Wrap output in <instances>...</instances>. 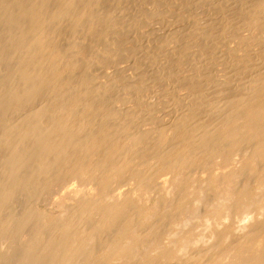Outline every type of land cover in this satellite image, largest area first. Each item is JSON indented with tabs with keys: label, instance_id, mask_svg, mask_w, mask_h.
Returning <instances> with one entry per match:
<instances>
[{
	"label": "bare ground",
	"instance_id": "6f19581e",
	"mask_svg": "<svg viewBox=\"0 0 264 264\" xmlns=\"http://www.w3.org/2000/svg\"><path fill=\"white\" fill-rule=\"evenodd\" d=\"M102 1L103 0H0V23L2 21L3 23L1 24H4L6 28L3 29L4 31L0 28V32H2L0 33V119H2L0 121V168L2 169L0 170V173H2L0 174V243L11 242L16 238L15 235L17 233L21 234L19 232L25 228V224L31 222L33 227H31L30 234L21 247L22 250H20L19 256L17 255L18 258H16L15 261L17 264H180V260L175 255L177 251L182 250L187 258L186 260L190 258L191 262L188 264H264V222L257 217L259 216L257 213H260L261 208H264V199L261 198L263 199L262 202L259 199L260 197L257 199L252 193V186L264 180V39L261 37L263 40H259L260 37H257L261 45H257V43L254 45V43H251V39L252 37L253 39L255 38V34H252V37L249 36L251 39L248 37L250 34H246L241 38H238L240 37L239 35L238 37L234 36L240 39V41L242 40L244 46L246 44L244 47L241 42L239 46H237L239 42L235 45L236 43L234 41L238 40H234V37L231 35L233 41H229L235 44L228 45L229 48H227L231 50V52L226 49L229 53H232L233 59H229L232 61H230L232 63L231 67L232 65L233 69L234 66L239 67V71H244L243 73L247 72L248 77L243 79L242 86L237 88L229 87V92H225L227 94L226 97L224 92H221L226 101L222 100V96H219L220 98L218 97L216 99L221 100L218 101L214 99L215 102H217V104L213 103V105L215 104L214 107L211 106L212 104H207V107L210 106V111L212 112L213 110L214 112L213 121H209L208 119L207 122H204L203 120H205V118L199 120L197 110L195 112L196 114H194L193 110L191 111L190 109L188 111L186 110L188 108L185 109L183 107L186 111L182 113L180 108L179 110L182 114L179 113V116L174 117L177 118L175 121L171 117L172 121L169 120L170 122L166 123V125L161 124L160 129H158L159 131L157 130L159 126H154L158 131V133H153L154 136L157 134V136L153 138L154 140L151 138L152 136L140 134L142 131L144 132L145 129H140L141 131L138 135L136 134L133 136V131L132 135L130 134L129 126L135 123L133 121L136 119H134V116L133 120L132 118H128L130 121L126 122H129V124L131 122V125L123 122L121 125L118 122V125H121V127L116 129L117 133L112 134L111 128L113 125L111 127V124H113V119L115 123L121 121L123 118L125 119V115L128 114L127 111L130 110L129 106L125 107L124 109L127 113H124L125 115L122 114L121 111H124V109L121 110V105H125L124 101L122 102L123 104H118L116 100L110 99L111 96H109L110 98L106 96V94H109L113 90L110 85L117 81L116 78L109 74L110 77L113 76L116 80H114L115 82L113 81L114 83L111 82L112 84L100 80L92 82V77H88L90 74L82 75L86 70L81 67L84 70L81 73V77L85 76L91 79H89V81L85 78H79L80 81H76L75 78L78 74L74 72L78 64L73 61L76 59H73V57H75L74 54L76 55L75 49L77 50L78 47H75L77 45L73 46V42L71 45L68 43V45L71 46H69V52H66L67 49H64L68 46L67 43H65L66 46L63 45L64 43L62 44L64 47L61 45V49L65 50V52L63 50L62 52L59 48L60 46H58V36H62L61 34L64 31L69 30V33H71V31L77 32L79 28V31L86 32L87 34L88 32L90 34L95 32V25H97V21L95 20L98 16L96 15L95 19L94 14L97 12L99 13V11L93 14L92 9L97 8L99 3L103 5ZM113 1L112 3H114ZM117 1L121 2V0ZM247 1V5L249 4L248 7L245 3L241 4L245 6V8H241L239 3H235L236 1H231V3L227 2L228 4L224 3V5L227 4L226 6H228L230 10L233 8L239 11L240 9L239 12L241 15L245 13L249 20L248 23L246 22L244 25H249V27H254V29L257 27L258 31L256 32L259 34L258 26L260 23L262 24L264 22V0ZM106 2L108 3L110 0ZM187 4L191 7L196 5L208 7L207 4L209 3L207 0H187ZM217 4L218 3H216V5ZM110 5L111 8H113L111 2ZM114 5L117 4L115 3ZM219 5V7L224 6L222 4ZM226 6V13H228V16L231 18L233 13L229 15L230 10H228ZM104 7L100 6V9ZM109 7L107 6V8ZM209 7L205 12L203 11L205 8L201 10L206 13V11H209ZM113 9H115V6ZM102 11L105 12V10H101L100 12ZM238 11L234 13H238ZM179 12L177 11L176 13L178 14ZM200 12L201 11H199V13ZM156 13L157 12H153V15L150 17L152 21L154 22L155 20L157 24V18L159 16ZM237 13L236 15H238ZM100 14L101 13L98 15ZM214 14L216 15V13ZM168 15L170 14L168 13ZM178 15V19L175 18L176 20L173 21H177L180 25L184 24L183 26L187 27L185 24H189L191 14L186 16L185 19L182 16V12ZM178 15L175 14V16ZM114 16L115 15H112L113 19L115 18ZM214 16H212V18ZM219 16L221 15L218 14L217 17L215 16L216 20H212L213 22H211V18L207 19L208 22H206L211 23L206 27L209 29H217L216 26L222 21L221 19V21H217ZM102 17H106V14ZM102 17L99 19L101 20ZM172 17L174 18L173 15ZM230 18L229 21H231ZM234 18L237 20L236 16ZM99 19L97 20L100 24L102 21H99ZM196 19L199 20L198 17ZM224 19L225 18H223V20ZM238 20V23L236 22L237 24H239L240 21ZM173 21L172 23H175ZM86 22L88 23L86 24ZM106 22L108 23V21ZM116 22H113V25H115ZM167 22L169 23V20ZM228 22L224 25L222 21L224 26H229ZM155 23L149 22V25H147L149 31L144 30L146 33L148 32V35L155 29L158 30V28L154 27ZM207 23H205V25ZM134 24L136 26L138 23ZM200 24L202 26L189 24L191 28L190 26L187 27L191 29V32L188 36L189 39H186L187 41L185 40L186 42L182 44L185 49L179 45L182 47V54L180 56H185L187 53L189 55L190 52L187 51L188 48L199 46L198 44L203 35V31L200 30V27L204 26V24ZM241 24H243V21ZM241 24L239 25L241 26ZM108 26L111 28L110 25H106L107 29H109ZM170 26H172V24ZM106 27L103 28L105 29ZM179 27L181 28V26ZM231 27L232 29L234 28L233 25ZM98 28L99 30L103 29H100L99 26L97 29ZM228 28L225 30L226 32ZM174 29H176V27ZM174 29L172 31H174ZM204 29L206 28L204 27ZM99 30H97V32H99ZM246 30L242 32H246ZM106 31L107 30L104 31V34ZM110 31L111 30H109L108 33ZM172 31H169V33ZM260 31L264 32V30ZM166 32L167 31L164 33ZM218 32L217 36L221 34H218ZM220 32H222L221 29ZM110 33L109 35L106 34L110 36L112 34ZM232 33L234 34V31ZM68 34L66 33L67 36ZM81 34L83 33L81 32ZM90 34L88 35L89 37ZM153 34H155V31L152 33V36ZM97 35L95 33L94 36ZM173 35L169 36L172 38ZM176 35H180V33ZM215 35L216 34H214V36ZM84 36L82 37L81 35L80 37L84 39ZM88 36L86 37L88 38ZM169 36L167 35V37ZM68 37H70V35ZM222 37L223 36H221L220 39H222ZM81 38L79 39L81 40ZM99 38L101 37H98V40ZM225 40L226 42L228 41L227 38ZM89 41L94 43L92 38H90ZM168 41L169 40H167V42ZM167 42L165 46L168 48V55H165L169 56L170 53L172 54L175 52L177 46L174 45L175 47H173L171 41H169L170 43ZM219 42L220 40L213 43ZM102 43L103 42H101V44ZM205 43H207V41ZM101 44H99L100 47ZM163 45L161 44V46ZM204 46L210 47V45ZM241 46L244 47V53L237 54L239 51L237 47ZM200 47L202 48V46ZM208 47L205 50H208ZM216 47L218 46L216 45ZM211 48H214V46ZM218 48L220 50V46ZM199 49H197V51ZM80 50L82 52V48ZM92 50L94 52V49ZM100 51L103 52V50ZM97 52L98 51H96V54L95 52L93 53L95 57L100 55V52L98 55ZM164 52L166 53V51ZM246 52L248 54H246ZM79 53L80 52H78V54ZM109 53L108 55H111ZM104 54L106 55L107 53ZM197 54L195 53V55ZM190 56L192 55L190 54L185 58L189 57L188 59L191 60ZM219 57L221 58V56ZM95 59L98 61V58H94V60ZM100 59L101 58H99V60ZM167 59L166 57V60ZM184 59L183 61L180 59V62L184 63ZM211 59L213 61V58ZM211 59L208 61L210 63H208L209 65H211ZM77 60L79 59H76V61ZM83 60L85 61L84 57ZM88 60L90 61L91 59L88 58L87 61ZM215 60L217 65V59ZM187 61L185 66H187ZM206 61L207 60H205V62ZM101 63L102 62H100V64ZM200 63L202 66L203 63ZM197 65L195 64L194 66L196 67ZM85 66L90 68L86 64ZM188 66L190 67V65ZM201 66H199L200 69L198 70L202 71L205 69L207 72H210L208 70L215 69L212 67L213 65H211V69H208L207 66V69L205 66L204 69H201ZM125 68H127V66ZM195 69L197 68L192 67V71ZM233 69L229 68L228 74H225L231 77L233 74L229 71ZM235 71L239 73V71L237 72V68H235ZM211 72L210 74H212ZM78 73L80 75L79 71ZM113 73L114 71L112 74ZM140 73H142V71ZM236 73L234 74L237 76ZM116 74L115 72V75ZM200 74L201 73H199V75ZM203 74L206 75V71ZM129 75L131 76V74ZM181 75L182 74H180V76ZM216 75L217 74H215V77ZM211 76L210 80L214 82V75ZM188 78L190 79L189 76ZM107 79H109V77ZM194 80L199 81L198 78H194ZM178 81L177 83H180ZM215 81L218 82V80ZM181 83L184 82L182 81ZM201 83L202 80L200 83L197 82V84ZM215 83H213V86ZM192 84H194V81ZM217 84H219V82ZM225 84L226 83L222 85ZM211 85L212 84H210L209 87ZM193 87L197 90L195 86ZM221 87L220 85V88ZM223 88L227 89L224 86ZM200 90L202 92V89ZM204 90V94L202 93L203 95H201V92H196L205 99V92L208 91L204 92ZM211 90H213V88ZM214 90L213 93L209 92L213 94V97H215V95L217 97L219 93L216 94V92H218L219 89L215 92V95ZM163 92L162 90L161 94L165 95ZM221 93L220 95H222ZM112 96L114 98V95ZM126 96L127 95H125V97ZM198 97L199 96L196 98ZM203 98L202 100L200 99L202 102L204 101ZM191 100L193 99H190V102H192L190 104L193 106L199 103H197V99L194 104V100ZM125 101L129 102L130 100ZM201 101L200 103L202 104ZM220 101H223V103ZM164 103L165 102H163V104ZM200 103L199 106L197 105L198 107H200ZM163 104L162 106L164 107ZM174 104L178 105L179 103ZM175 106L173 110L176 112ZM202 106H205V104ZM176 107L178 110V106ZM195 108L196 107H193V109ZM165 109L164 112H167ZM166 110H169V108ZM132 111H129L131 112L129 114L133 115L134 112L132 113ZM169 111H172V109ZM206 111L209 113V108H206ZM202 112L203 111L200 110L201 115ZM207 112H205V114H208ZM15 114H17L16 118L14 117ZM121 114L123 116H121ZM135 114L137 113L135 112ZM176 114L178 115V112H176ZM127 117L128 115L126 118ZM147 117L145 116L146 119H148ZM110 120H112L111 124H109ZM149 120L148 122L151 121ZM201 120L203 122H201ZM141 121L139 122L142 124ZM153 121L156 123L155 118L152 120V123ZM160 121L162 122V120H159V123ZM12 123H15V125L13 126ZM135 125L137 127L141 126L140 124L139 126L138 124ZM115 126L117 127V124ZM134 129L133 127V130ZM137 129L139 132V128ZM152 130H155V128ZM145 131L148 133L150 132L148 130ZM143 136H147L146 141L142 140ZM149 151H151L150 155L147 156ZM137 152L140 154L139 158L134 154ZM194 166L201 168L207 166L212 168L213 171L209 177L206 176L207 180L204 177L206 180L203 181L204 183L206 182L205 185L198 180L201 184L195 185L193 193H198L199 190L201 191L203 188H205L203 190H207L205 192H210V190L213 192L212 190L216 189V193L214 192L215 194L213 196L210 195L212 197L210 200L206 201L205 198L206 202H204L203 205L200 204L203 200L200 203L197 201L200 207L204 206L202 210H205L202 215L204 219H201V217L197 218H200L203 220V223L205 222L207 224V232H209L213 238L215 237V242L208 245L206 248H202L200 251L198 250L196 253H189L185 250L188 248L192 239V230H190V228L184 230L186 228L185 224L187 218L189 217V215L185 217V212H190L187 214L193 212L194 214L196 213V215L199 212H195L198 208L195 206L192 207L189 204L188 196L191 193L187 195L185 192L188 186L192 187L194 184L191 183V181L194 182L193 178L190 181L191 178L188 179L186 177V170L191 169V167L194 169ZM228 166L230 167L227 168ZM198 169L199 168H197V170ZM248 173H250V175L251 173L254 174V177H249L250 175ZM166 174H170V176L164 178ZM247 174L248 177L245 176ZM75 177L76 179L80 177L79 182L80 179L81 181L82 179H87L88 181L86 182H89L90 185L86 188L84 193L81 195L79 194L80 196L73 195L74 197H71V204H68V206L65 204L68 208L64 207V211L62 210L60 214L35 211V205L33 204L34 207H32L30 205L31 203L27 204L28 208L26 205L27 209L17 214H4L2 212L4 206L12 201L19 192V195H21V191L29 190L28 193L24 192L26 194L31 193L30 195L32 199L35 198V201L45 194H48V196L50 195L53 199V195H56L60 188L63 189L62 186L65 185V183L67 186L66 190H68V188L71 187L67 185L68 180L71 178L72 181ZM126 178L131 180V182L129 179L126 180L127 183L129 181L128 185L125 181ZM238 178H241L242 181H237ZM122 180L125 181L126 186L121 188L120 185L124 183ZM167 182L168 185H165ZM217 188L219 190H217ZM79 190L81 192V189ZM190 191L192 192L191 189ZM65 192L70 191L68 190ZM155 192L156 195L153 196ZM44 197L46 198V195ZM195 197L196 196L192 198ZM66 198L67 197H65V199ZM200 198L194 200L200 201ZM47 199H44V202L46 201L45 204H47L48 201H52V199L51 201ZM28 201L29 200H27V203L32 201V203H34V200ZM48 205H50V203ZM195 208L197 210H195ZM251 208L254 210L256 209L255 212L257 213L254 214L255 212L253 211L252 216L247 214L249 218L245 213L251 212ZM193 213L192 215L194 216ZM242 214H245V216ZM59 216H62V218H58ZM225 216H227V218L232 217L233 219L226 220V218H224ZM151 218H153V221H149ZM223 218L228 221V223H225ZM179 219L181 220L179 221ZM229 222L236 223L233 231L228 228L227 224H229ZM28 225L26 226L28 227ZM164 226L172 228L170 230L167 228L168 231L166 229L162 231ZM217 227H219V229H217ZM230 234L235 235L230 237ZM211 235L209 237H211ZM225 241H228V243L224 244ZM4 257L5 256L0 254V261L3 260ZM173 260L174 262L171 263L170 261ZM4 261H6V257Z\"/></svg>",
	"mask_w": 264,
	"mask_h": 264
},
{
	"label": "rangeland",
	"instance_id": "374dc122",
	"mask_svg": "<svg viewBox=\"0 0 264 264\" xmlns=\"http://www.w3.org/2000/svg\"><path fill=\"white\" fill-rule=\"evenodd\" d=\"M106 1H108V0H103L102 2H103V5L105 6H103L102 5V3H99L97 6H95V7H97L98 8V10H97V8H93L92 10V12H93V14L94 13H96L97 11H99V13H101L100 15H98L99 13L97 12L96 14H94V18L96 19V15L98 16V18L97 19H99L100 17H102V16H104V14H106V17H102V19L104 18V19H106V20H100L99 19V21H102V23L100 22V24H99V22H98V20L96 19H94L95 21H97V25H95V28L97 29V27L99 26L100 27V29L101 28H103V27H106V25H110L111 26V28H114V29H111L109 26H108V28L109 29H107V27L104 29H102V30H99V28L97 29V30H99V32H97V30L95 29V32H94V30H93V32L94 33H92V34H90L89 32H88V34L86 33V32H83V31H79V28H78V30H77V32L76 31H71V33H69V30H67V31H64L61 35L62 36H58L59 37V39H58V42H59V45L58 46H60L59 48H60V50L62 51L63 49H61L62 47H64V46H66L65 45V43H67V45H68V43L71 45V43L73 42V46H76L75 48H77V50H78V52H80L79 54H78V52H77V50L75 49V53H76V55L74 54V56L75 57H73V59H79V60H77L76 61V59L75 60H73V61H75L77 64H78V69L77 68H75L76 69V71L74 72L75 74L77 73L78 74V79H77V77L75 78V80L77 81V80H79L80 81V79L81 78H85V79H88V78H86L85 76L83 77H81V73H82V71H84V70H86L84 73H82V75H86V74H90L88 77H92V79H93V81L92 82H95V81H106V82H112V83H114L116 80V82L114 83V84H112V85H110L112 88H113V90L109 93V94H106V96L108 97V98H110L109 96H111V100L113 99L114 101L116 100L117 102H118V104H123L122 102L124 101V104L126 105H121V110H123L125 107H130V110H128L127 112H128V114H126L127 112H125L126 110L124 109V111H121L122 112V114H124L125 115V119L123 118V117H121V118H123L124 119V121H123V119H121V121H117V123H115L114 122V119H113V124H111L112 123V120H110V122H109V124H111V127H112V125H113V127L111 128V130H112V134L113 133H117V131H116V129L118 128H120L121 127V125L123 124V123H126L127 121H130L129 119H131L132 118V120H133V116H134V119L136 118L137 119V121H136V119L135 120H133L135 123H133V125H131L132 123L130 122V124H129V122L128 123H126V124H128V125H131V126H133L135 129V131L133 130V127H131V126H129V129H130V134L132 135V131H133V136L134 135H138L139 133H140V131L141 130H148V131H150L149 133L147 132V131H145L144 130V132L142 133H140V134H142V135H149L152 139L153 138H155L156 136H157V134H156V136H154V134L155 133H158V129H160V125L161 124H163V125H166V123H169L170 121H172V119L175 121L177 118H174V117H177V116H179L180 114L179 113H181V111H182V113L183 112H185L186 110H190L191 109V111L193 110L194 111V114H196L195 112H196V110L198 111V113H197V116H198V118H199V120L202 118V120L205 118V120H203L204 122L206 121L207 122V120L209 119V121H213L214 120V112H213V110H212V112L210 111V106L209 107H207V104H212L211 106H213L214 107V105L215 104H217V102H215V100H221V99H216V98H218L219 96H222V100H224V98L226 97V93L225 92H229V87H240V86H242V83H243V79H245V77H248L247 75H248V73L247 72H245V73H243L244 71H239L240 69H238L239 67H237V66H234V69H233V65H232V67H231V60L233 59V57H232V53H229V52H231V50H228V48H229V46L231 45V44H235V45H237V43H238V45L237 46H239V44H240V42H241V44L243 45V41L241 40L240 41V39H238V38H241L242 36H244V35H248V34H250V35H248V37L249 36H253L254 34L256 35L257 34V32L256 31H258L257 30V27H255V29H254V27H249V25H244V24H246V22L248 23V20H249V18H248V16L245 14V13H242L243 15H241L240 14V9H239V11L236 9V10H234L233 8L230 10V9H228L229 7L228 6H226L229 2L231 3V1L233 2V1H236L235 3H239V5H240V7L241 8H245V6H243V5H241V4H244L245 3V5H247V3H248V1L247 0H210V1H208L207 0V2L209 3V4H211V5H209V4H207L208 5V7H209V11H206V13H204L205 12V10H208L207 8L208 7H204V6H198V5H196V6H188V4H187V0H121V2H118L117 0H115V1H113V0H110V2H111V4H112V6H113V8H114V6H115V9H113V8H111V5H110V2H106ZM112 1L114 2V3H112ZM220 2V3H219ZM228 2V3H227ZM108 5H107V4ZM117 4V5H114V4ZM216 3H218L217 5H216ZM224 3H227L226 5H224ZM219 4H222V5H224V6H221V7H219L220 5ZM109 5H110V7H109ZM215 5V6H214ZM100 6L101 7H104V8H101L100 9ZM107 6L109 7V8H107ZM225 6L227 7V9L228 10H230L229 12V15H231V13H233V15H232V17L234 16H236V19L238 20H240L241 21V19H242V21H243V24H241L242 23V21L240 22L239 20V24H241V26L239 25V24H237L238 22H237V20H235V18L233 17H229L228 16V13H226V8H225ZM249 6V4L247 5V7ZM117 7V8H116ZM200 7V8H199ZM222 7H224V8H222ZM176 8H177V10H176ZM202 8H205L203 11L201 10ZM96 9V10H95ZM200 9V10H199ZM224 9V10H223ZM94 10H95V12H94ZM101 10H105V12L104 11H102V12H100ZM181 10V11H180ZM107 11V12H106ZM109 11V12H108ZM179 12V13H181L182 12V16H183V18L185 19V17L186 16H189L190 14L193 16V18H192V16L190 15V18H189V24L191 25V24H193L194 26H199V25H201L200 23H202V24H204V26L203 27H200V30L201 31H203V35H202V38H201V40H200V42H202V43H200L199 42V46L198 47H194V48H192V47H190V48H188L187 49V51L188 52H190L189 53V55L191 54L192 56H190L191 58V60H189L188 58L189 57H187V58H185L186 56H189L188 55V53L185 55V56H180L181 54H182V47H183V45L182 44H184L189 38H188V36H189V34H190V32H191V26L189 25V24H185V25H187V27H189L190 26V28H187V27H184L183 25L184 24H182V25H180V23L178 24L177 23V21L175 22V21H173V20H176L175 18H177L178 19V17H179V13L177 14L176 12ZM199 11H201L202 12V14H201V12L199 13ZM235 11H238V15H240V16H238V15H236V13H234ZM104 12V13H103ZM153 12H157L156 14H158V16L160 17V19H159V17L157 18V24L155 23V20H154V22L152 21V19H151V15H153ZM223 12V13H222ZM109 13V14H108ZM113 13V14H112ZM168 13L171 15H168ZM205 15H204V14ZM214 13H216V15L214 14ZM222 13V14H221ZM225 13V14H224ZM175 14L176 15H178V16H175ZM209 14V15H208ZM212 14H214L216 17H217V15L219 14V15H221V16H223V17H221V16H219L218 18H217V21L218 20H222L223 22H224V25L225 24H227V22L229 21V18H230V20L231 21H229L228 22V25L229 26H224L223 25V23H222V21L220 22V23H218V25L216 26L217 27V29H209V28H207L206 26H208L211 22H213L212 20H216V17L214 16V15H212ZM245 14V15H244ZM108 15V16H107ZM112 15H115L114 17V19H113V17H112ZM161 15V16H160ZM172 15L174 16V18L172 17ZM202 17H201V16ZM210 15H211V17H210ZM100 16V17H99ZM110 16V17H109ZM117 16V17H116ZM166 16V17H165ZM168 16H170V17H168ZM206 16V17H205ZM212 16H214L213 18H212ZM247 16V17H246ZM108 17V18H107ZM198 17L199 18V20H197L196 18ZM201 17V18H200ZM205 17V18H204ZM229 17V18H228ZM240 17V18H239ZM169 18V19H168ZM173 18V19H172ZM209 18H211L210 20H211V22L210 23H207L208 22V20L207 19H209ZM223 18H225L224 20H223ZM110 19V20H109ZM112 19V20H111ZM159 19V20H158ZM166 19H168L169 20V23L167 22L168 20H166ZM194 19H195V21H194ZM201 19V20H200ZM206 19V20H205ZM226 19H228V20H226ZM106 21H108V23L106 22ZM109 21H112V22H109ZM117 21V22H116ZM164 21V22H163ZM172 21L173 22H175V23H172ZM193 21V22H192ZM207 21V22H206ZM104 22H106V23H104ZM113 22H116V24L115 25H113L114 23ZM149 22L151 23H155L154 24V27L155 28H158V30H154L155 31V34H153V36H152V33H154V31H152V32H150L149 33V35L146 33V31H149L148 30V26L147 25H149ZM160 22V23H159ZM168 24H167V23ZM170 22H171V24H172V26H170L171 24H170ZM219 22V21H218ZM232 22V23H231ZM235 22V23H234ZM237 22V23H236ZM1 23H3L2 21H1ZM0 23V25H2ZM88 22H86V24H87ZM111 23V24H110ZM134 23H138L136 26H135V24ZM179 25V26H181V28L177 25V24ZM195 23V24H194ZM205 23H207L206 25H205ZM230 23V24H229ZM264 23V22H263ZM262 23V24H263ZM159 24V25H158ZM165 24V25H164ZM170 24V25H169ZM261 23L259 24V26H258V29H259V34H257L256 36L254 35V39H253V37H252V42L251 43H254V45L257 43V45L259 44V45H261V42L259 41V40H263L264 39V32H261L260 30H264V24L262 25ZM104 25V26H103ZM163 25H164V27H163ZM193 25H192V27H193ZM234 26V28L232 29V27L231 26ZM245 27H244V26ZM261 25V26H260ZM103 26V27H102ZM113 26V27H112ZM161 26V27H160ZM177 26H178V28H177ZM183 26V27H182ZM202 26V25H201ZM220 26V27H219ZM223 26V27H222ZM239 26H240V28H239ZM145 27H146V29H145ZM163 27V28H162ZM167 27H172L173 29L176 27V29H174V31H172L173 29L171 28H167ZM204 27L206 28V29H209V30H206V29H204ZM222 27V28H221ZM228 28V30H227V32L225 31L227 28ZM231 27V28H230ZM0 28L2 29V31H4L3 29H6L5 28V25L3 24L2 26H0ZM160 28V29H159ZM166 30H165V29ZM184 28V29H183ZM221 29V31L222 32H220V29ZM263 28V29H262ZM1 29H0V31H1ZM116 29V30H115ZM178 29V30H177ZM223 29V30H222ZM236 29V30H235ZM237 29H238V31H237ZM241 29H243V30H246V32L244 31V32H242L243 30H241ZM249 29V30H248ZM105 30H107L106 32H105V34L107 33L108 35H109V33L111 34L110 36H108L107 34L105 35L104 34V31ZM109 30H111L109 33H108V31ZM144 30H146V31H144ZM167 31L166 33H164L165 31ZM205 30V31H204ZM157 31V32H156ZM164 31V32H163ZM169 31H172L173 32V34H174V32L176 31V32H178V33H176L175 32V34L173 35L172 34V32L171 33H169ZM183 31V32H182ZM219 31V32H218ZM234 31V34L232 33ZM240 31V32H239ZM251 31V32H250ZM253 31V32H252ZM81 32L84 34V33H86V34H81ZM92 32V31H91ZM102 34H101V33ZM162 32V33H161ZM182 32V33H181ZM211 32V33H210ZM217 32H218V34L219 33H221V34H219L218 36H217ZM225 32V33H224ZM228 32H230V33H228ZM237 32V33H236ZM242 32V33H241ZM254 32H256V33H254ZM0 33H2V32H0ZM66 33L68 34V36L70 35V37H68L67 35H66ZM76 33V34H75ZM78 33V34H77ZM95 33H96V35H97V33H98V35L97 36H94L95 35ZM146 33V34H145ZM156 33H158V34H156ZM180 33V35H176V34H179ZM226 33H228V34H226ZM237 35H236V34ZM64 34H65V37H64ZM75 34V35H74ZM90 34V37L88 36ZM104 34V35H103ZM151 34V35H150ZM163 34V35H162ZM214 34H216L215 36H216V38H215V36H214ZM253 34V35H252ZM71 35H73V36H71ZM82 35V37L84 36L85 38H86V40H88V41H86L85 40V38L84 39H82L80 36ZM92 35V36H91ZM156 35H158V36H156ZM161 35V36H160ZM167 35L169 36H171V35H173L172 36V38L169 36V37H167ZM175 35H176V37H175ZM225 35V36H224ZM228 35V36H227ZM231 35L234 37V36H237L238 37V35L240 36V37H234V40H238V41H234V42H232L233 41V37H231ZM258 35H260V36H258ZM67 36V37H66ZM86 36H88V38L86 37ZM107 36V37H106ZM166 36V37H165ZM179 36V37H178ZM184 36V37H183ZM206 36V37H205ZM221 36H223L222 37V39H220L221 38ZM61 37V38H60ZM98 37H101V38H99V40H98ZM152 37H153V39H152ZM225 37V38H224ZM230 39H229V38ZM257 37L259 38V40L257 39ZM263 39H262V38ZM68 38V39H67ZM76 38H78V39H76ZM79 38H81V40L79 39ZM90 38H92L93 39V42L94 43H92V41H89V39ZM102 38H103V40H102ZM107 38V39H106ZM149 40H148V39ZM171 38V39H170ZM206 40H205V39ZM227 38V42H226V39ZM187 39V40H186ZM255 39H256V41H255ZM80 40V41H79ZM84 42H86V43H84ZM100 40H101V42H103L102 44H101V42H100ZM167 40H169V41H171V43L173 44V47H175V46H177L176 47V50H175V52L174 53H170L169 54V56H167L168 54V51H167V49L168 48H166V46H165V44H166V42H167ZM186 40V41H185ZM215 40V41H214ZM218 40H220V42L219 43H213V42H218ZM225 40V41H224ZM229 40H232V41H229ZM96 41V42H95ZM105 41V42H104ZM168 41V42H169ZM173 41V42H172ZM180 41V42H179ZM204 41V42H203ZM207 41V43H205ZM77 43V44H75V43ZM98 42V43H97ZM167 42V43H168ZM232 42V43H231ZM64 43V44H63ZM92 43V44H91ZM170 43V42H169ZM222 43V44H221ZM230 43V44H229ZM64 46H63V45ZM75 44V45H74ZM92 45V46H90V45ZM95 44V45H94ZM97 44V45H96ZM99 44H101V47H100V45ZM143 44H144V46H143ZM161 44L163 45V46H161ZM202 44H204V45H210V47H208V50H205L207 47L206 46H204V45H202ZM215 44V45H214ZM244 44H245V42H244ZM61 45H62V47H61ZM70 45H68V46H66V48H64L65 50H66V52H69L70 50H69V48L71 47ZM99 45V46H98ZM142 45V46H141ZM147 45V46H146ZM175 45V46H174ZM182 46V47H180V46ZM214 46V48H211V47H213ZM216 45L219 47L220 46V50H219V48L218 47H216ZM229 45V46H228ZM254 45H253V47H254ZM70 46V47H69ZM95 46V47H94ZM170 46H172V45H170ZM170 46H167V47H170ZM200 46H202V48L200 47ZM222 46V47H221ZM244 46V45H243ZM245 46H246V44H245ZM244 46V47H245ZM93 47V48H92ZM98 47H99V50H98ZM102 47H103V49H102ZM161 47H162V49H161ZM164 47V48H163ZM204 47V48H203ZM228 47V48H227ZM244 47H237L238 49H239V51L237 52V54H243L244 52H243V48ZM257 47H260V46H257ZM82 48V52H81V49ZM145 48V49H144ZM184 48V47H183ZM199 48H201V49H199ZM222 48V49H221ZM72 49V48H71ZM92 49H94V52H95V54H96V51H98L97 52V55H98V53L101 55H99L98 57L96 56L95 57V54H93L94 52H93V50ZM95 49H96V51H95ZM144 49V50H143ZM160 49H161V51H160ZM185 49V48H184ZM197 49H199L198 51H197ZM202 49H203V51H202ZM229 51H227V50ZM65 50H63L64 52H65ZM100 50H103V52L102 51H100ZM106 50V51H105ZM166 51V53L164 52V51ZM196 50V51H195ZM223 50H226V51H223ZM62 51V52H63ZM74 51V50H73ZM108 51V52H107ZM212 51V52H211ZM102 52V53H101ZM110 52V53H109ZM192 52V53H191ZM201 52V53H200ZM226 52V53H225ZM82 53V54H81ZM84 53V54H83ZM104 53H107L106 55L104 54ZM108 53L109 54H111V55H108ZM157 53H159V54H157ZM162 53H163V55H162ZM194 53V54H193ZM195 53L197 54V53H199V54H197V55H195ZM203 53V54H202ZM79 56H78V55ZM104 54V55H103ZM165 54H167V55H165ZM202 54V55H201ZM210 56H208V55ZM246 54H248L247 52H246ZM85 55V56H84ZM109 57H108V56ZM156 55H157V57H156ZM160 55V56H159ZM203 55H204V57H203ZM221 56V58L219 57V56ZM231 55V56H230ZM77 56V57H76ZM94 56V57H93ZM107 56V57H106ZM171 56V57H170ZM195 56V57H194ZM208 56V57H207ZM79 57V58H78ZM83 57H84V59H85V61L83 60ZM103 57V58H102ZM166 57L168 58L167 60H166ZM197 57H199V58H197ZM207 59H206V58ZM225 57V58H224ZM82 60H81V59ZM89 58V59H91L90 61L88 60L87 61V59ZM94 58H98V61H97V59H95L94 60ZM99 58H101L100 60H99ZM185 58V59H184ZM195 58H197V59H195ZM211 59V58H213V61H212V59L210 60V62H211V65H213L212 67H214L215 69H211L212 67H211V65H209L210 63L208 62L209 61V59ZM217 59V65H216V60L215 59ZM180 59H182V61H183V59H184V63L183 62H180L181 60ZM195 61H194V60ZM202 59H204V60H202ZM219 59V60H218ZM229 59H231V60H229ZM105 60V61H104ZM166 60V61H165ZM188 60V61H187ZM197 60V61H196ZM202 60V61H201ZM205 60H207L206 62H205ZM222 60V61H221ZM229 60V61H228ZM104 61V62H103ZM186 61L189 63H187L186 65L187 66H185V63H186ZM202 62L203 63V65L201 66L200 64V62ZM204 61V62H203ZM218 61H221V62H218ZM225 61V62H224ZM231 61V62H230ZM97 62V63H96ZM99 62V63H98ZM100 62H102L101 64H100ZM199 62V63H198ZM229 62V63H228ZM166 63V64H165ZM168 63V64H167ZM181 63H182V66H181ZM191 63H192V65H191ZM206 63H207V65H206ZM209 63V64H208ZM213 63V64H212ZM214 63H215V65H214ZM220 63V64H219ZM228 63V64H227ZM83 64H84V66H83ZM85 64L87 65V66H89L90 68H88V67H86L85 66ZM199 65V66H201V69H204V66L206 67H208V69H211V70H208V71H212L211 73L212 74H210V72H207V70H198V69H200V67L197 65L196 67L194 66V65ZM205 64V65H204ZM230 64V65H229ZM117 65V66H116ZM122 66V67H119V66ZM129 65V66H128ZM188 65H190V67H191V69H190V67L188 66ZM230 67H229V66ZM127 66V68H125V67ZM130 66H131V68H130ZM84 69H82V68ZM86 67V68H85ZM120 69H119V68ZM124 67V68H123ZM138 69H137V68ZM192 67L193 68H197V69H195L194 71H192ZM199 67V68H198ZM207 67H206V69H207ZM211 67V68H210ZM227 67V68H226ZM231 69H233L232 71H229V72H232V74L234 75H232L231 77H228V75H226L225 73H227L228 74V69L229 68ZM122 68V69H121ZM128 68H130V69H128ZM140 68V69H139ZM190 70H189V69ZM235 68H237V72L239 71V73H236V71H235ZM79 69H81V70H79ZM106 69V70H105ZM108 69V70H107ZM117 69V70H116ZM120 71H119V70ZM126 69V70H125ZM136 69H137V73H136ZM89 70V71H88ZM142 71V73H140L141 71ZM200 71V72H198V71ZM213 70H214V72H213ZM216 70V71H215ZM247 70V69H246ZM78 71L80 72V75H79V73H78ZM110 71V72H109ZM114 71V73L112 74V72ZM125 71V72H124ZM138 71H140V72H138ZM197 71V72H196ZM206 71V75L205 74H203L204 72ZM108 74H107V73ZM115 72L117 73L116 75H115ZM122 72V73H121ZM128 72H129V74H131V76L128 74ZM184 74H183V73ZM243 73L242 75H240L241 73ZM248 72H250V71H248ZM170 73V74H169ZM199 73H201L200 75H201V77H200V75H199ZM214 73V74H213ZM234 73H236L237 74V76L234 74ZM105 74H107V75H105ZM109 74H110V76L111 75H113L115 78H116V80L114 79V77L112 76V77H110L109 76ZM138 74V75H137ZM169 74V75H168ZM172 74V75H171ZM180 74H182L181 76H180ZM186 74V75H185ZM189 74H191V75H189ZM215 74H217V75H219V76H217L216 75V77H215ZM135 75V76H134ZM190 77V79L188 78V76ZM198 75V76H197ZM208 75H210V76H208ZM211 75H214L213 76V79H215V80H218V82H219V84H217L218 82L217 81H215L214 80V82H212L213 80H210L211 78L210 77H212ZM224 75H226V76H224ZM240 75V76H239ZM80 76V77H79ZM195 76V77H194ZM209 78H208V77ZM109 77V79H107ZM132 77V78H131ZM177 77H178V79H177ZM179 77H181V78H179ZM192 77V78H191ZM206 77V78H205ZM215 77V78H214ZM228 77V78H227ZM80 78V79H79ZM113 78V79H112ZM131 78V79H130ZM186 78H188V79H186ZM194 78L195 79H199V81L198 80H194ZM230 78V79H229ZM89 79H91V78H89ZM88 79V80H89ZM107 79V80H106ZM112 79V80H111ZM179 79H182V80H179ZM202 80V83H203V87L201 86V84H197V82L198 83H200L201 82V80ZM207 79H209V80H207ZM115 80V81H114ZM175 80H176V82H175ZM179 80V81H178ZM185 80V81H184ZM207 81V82H205V81ZM233 80V81H232ZM90 81V80H89ZM88 81V82H89ZM114 81V82H113ZM177 81L178 82H184V83H177ZM193 81H194V84H192L193 83ZM230 81H232V82H230ZM191 82V83H190ZM215 82H217V83H215ZM220 82H222V83H220ZM226 83L225 85H222V84H224V83ZM230 82V83H229ZM186 83V84H185ZM213 83H215V87L213 86ZM229 83V84H228ZM192 86H191V85ZM206 84H208V85H206ZM210 84H212L211 86H213V87H211V89L213 88V90H214V95H215V92L218 90V92H216V94L217 93H219V94H217V97H216V95H215V97H213V94H211V93H213V90H211L210 89V87H209V85ZM187 85V86H186ZM207 86V87H205V86ZM217 85H218V87H217ZM220 85L222 86L221 88H220ZM234 85V86H233ZM193 86H195L196 87V89L197 90H195V88L193 87ZM201 86V87H200ZM223 86L224 87H226L227 89H224L223 88ZM190 87V88H189ZM205 90H204V89ZM200 89H202V92H201V90ZM210 89V90H209ZM161 90V91H160ZM162 90L164 91L163 93H165V95L164 94H161V92H162ZM203 90H204V92L205 91H208V92H205V95H204V97H205V99H207V100H205L204 98H203V96H200V94L199 93H197V92H201V95H203L204 93H203ZM221 90V91H220ZM224 90H226V91H224ZM125 91V92H124ZM191 91H193V92H191ZM197 91V92H196ZM211 93H210V92ZM220 91V92H219ZM157 92V93H156ZM190 92V93H189ZM196 92V93H195ZM221 92H224V95H225V97L223 96V93H221ZM112 93H114V94H112ZM126 93V94H125ZM168 95H167V94ZM193 93H195V94H193ZM203 93V94H202ZM206 93H207V95H206ZM220 93L222 94V95H220ZM197 94H199V95H197ZM112 95H114V98H113V96ZM125 95H127L126 97H125ZM212 97H211V96ZM168 96V97H167ZM191 96V97H190ZM197 96H199L198 98H196ZM117 99H116V98ZM201 97V98H200ZM208 97H209V100H210V102H209V100H208ZM127 98V99H126ZM193 99V100H191V101H193V104L194 103H196V99H197V103L199 102L200 103V101L202 100V98L204 99V101L206 102H202V104L200 105V107H198L199 106V103L195 106H193L192 104H190V103H192V102H190V99ZM220 98V97H219ZM119 99V100H118ZM130 101H129V100ZM201 99V100H200ZM215 99V100H214ZM125 100H127V101H129V102H126ZM185 100V101H184ZM200 100V101H199ZM213 100V101H212ZM189 102V104H188V102ZM207 101H208V103H207ZM224 101H226V100H224ZM130 102H131V104H130ZM163 102H165L164 104H163ZM167 102V103H166ZM170 103V105H169V103ZM185 102H187V103H185ZM220 102H222L223 103V101H220ZM127 103V104H126ZM174 103H179L178 105H176V104H174ZM205 104V106H202V105H204ZM213 103H215L214 105H213ZM129 104V105H128ZM162 104L164 105V107L167 109V108H169V110L170 109H172V111H169V110H166L163 106H162ZM167 104V105H166ZM182 106H181V105ZM186 106H188V107H186ZM188 104V105H187ZM169 105V106H168ZM178 106V110H177V107L176 106ZM171 106H173V107H171ZM174 106H175V110H176V112H178V115L176 114V112L173 110V108H174ZM190 106H193V107H196L195 109H193V107L192 108H189ZM186 109V108H188V109H186V110H184V108ZM198 107V108H197ZM204 107H205V109H204ZM213 107H211V108H213ZM132 108H133V111H132ZM181 108V109H180ZM204 110H203V109ZM206 108H209V111L211 112V114H210V112L208 113L207 111H208V109H207V111H206ZM136 109V110H135ZM164 109H165V111H167V112H164ZM181 111H180V110ZM201 111H203L202 112V115H204L205 114V112H207L208 114H205L204 116H202L201 114H200V110ZM135 110V111H134ZM129 111H132V113H133V115H131V114H129V113H131V112H129ZM174 111V112H173ZM135 112L137 113V114H135ZM148 113V114H147ZM153 113V114H152ZM156 113V114H155ZM181 113V114H182ZM18 114V113H17ZM17 114H15L14 115V117L16 118V115ZM121 114V116H123ZM200 114V115H199ZM210 114V115H209ZM128 115V117L126 118V116ZM130 115V116H129ZM152 115H153V117H152ZM145 116L148 118V119H146L145 118ZM155 116V117H154ZM210 116V117H209ZM140 117V118H139ZM156 117H157V119H156ZM158 117H160V118H158ZM171 117H172V119H171ZM1 118V117H0ZM129 118V119H128ZM149 118H150V120H149ZM152 118V119H151ZM155 118V120H156V123H157V120H158V123H159V120H162V122L160 121V123H159V125H158V123L156 124L155 123V121H153V123H152V120ZM109 119H111V118H109ZM128 119V120H127ZM139 119V120H138ZM142 121H141V120ZM146 119V120H145ZM2 119H0V121H1ZM148 120L150 121V122H148ZM170 120V121H169ZM201 120V122H203ZM116 121V120H115ZM132 121V122H133ZM139 121H141L142 122V124L139 122ZM118 122H119V124H121V125H118ZM121 122V123H120ZM123 122V123H122ZM11 123V122H10ZM115 123V124H114ZM143 123H144V125H143ZM152 123V124H151ZM117 124V127L115 126ZM135 124H138V126H139V124L141 125V126H139V127H137ZM148 124V125H147ZM155 124V125H154ZM12 125L14 126L15 125V123H12ZM151 125H153V126H151ZM136 126V127H135ZM154 126H159L158 128H157V130H156V127H154ZM131 127V128H130ZM153 127V128H152ZM137 128H139V132H138V129ZM150 128V129H149ZM155 128V130H152V129H154ZM115 131H114V130ZM132 129V130H131ZM137 129V130H136ZM141 129V130H140ZM153 132H152V131ZM114 131V132H113ZM137 132V133H136ZM146 132V133H145ZM135 133V134H134ZM154 133V134H153ZM152 134V135H151ZM145 137V138H144ZM146 137L147 136H143V141H146ZM154 140V139H153ZM130 141V140H129ZM128 141V142H129ZM150 152L151 151H149V153L147 154V156L148 155H150ZM138 153V152H137ZM137 153H134L138 158L140 157V154L138 155ZM149 164V163H148ZM1 167V166H0ZM230 166H228L227 168H229ZM197 168H199L198 170H197ZM193 168L191 167V169H188V170H186V177L188 178V179H190V181L192 180V178L194 179L193 181L194 182H192L191 181V183H194L193 185H192V187H187V189L185 190V192H186V194L188 195V193L190 194L188 197V201H189V204H190V206H195L196 208H198V210L195 208V210H197V211H195V212H199L197 215H196V213L194 214L193 212V214H194V216L192 215V213L191 214H187V213H190V212H188V211H186L185 213H186V215H185V217H188L187 215H189V217L187 218V222H186V228L184 229V230H187V229H189L190 228V230H192L191 231V234H192V239H191V241H190V243H189V245H188V248L185 250V251H187V252H189V253H196L198 250L200 251V250H202V248H206V247H208V245H210V244H212L213 242H215V237L213 238L212 237V235L209 233V232H207L208 231V227H207V224L204 222H202L203 220H201L203 217H202V215H203V213H204V209L202 210V208H204V206L202 207H200V204L201 205H203V203L204 202H206L207 200H210L212 197L211 196H213L216 192H215V190H212L213 192H211V190H210V192L208 191V192H205V191H207V190H203V189H205V188H203L201 191L199 190V192L197 193V192H195V193H193V189H195V185L197 186V185H200L201 184V182L202 183H204L203 181H206L207 180V177L206 176H208L209 177V175H211L212 173H213V171H212V168H210V167H203V168H201V167H195L194 166V169L192 170ZM211 169V170H210ZM0 170H2L1 168H0ZM211 172H210V171ZM2 172V171H1ZM0 174H2V173H0ZM249 175H250V173H248ZM248 174L247 175H245L246 177H248ZM169 177L170 176V174H166V175H164V178L165 177ZM189 176V177H188ZM126 177V176H125ZM204 177L206 178V180L204 179ZM249 177H254V174H252L251 173V175L249 176ZM78 179H76V177L75 178H73L72 179V181H71V178L69 179L70 180V182H69V180H68V184L67 185H69V186H71V187H69L68 188V190L70 191V192H65V191H68V190H66L67 189V186H66V183H65V185H63L62 187H63V189H59L58 191H57V193H56V195L54 194L53 195V199H52V197L49 195L48 196V194H45L46 195V198L44 197L45 195H43V196H41V198H37V199H39V200H37L36 199V201H35V198H33L32 199V196L30 195V194H26V193H28V191H21V195H19L20 194V192H19V194H17V196L12 200V201H10L8 204H6L5 206H4V208L2 209V212L4 213V214H17L18 212H21V211H23L24 209H27L28 208V205L27 204H30L32 207H34V205H35V208H34V210L35 211H38V212H42V211H45L46 213H51V214H60L61 213V211L63 210L64 211V207L65 208H68L67 206H68V204H71L70 202H71V197H74L75 195L76 196H80L82 193H84L85 192V190H86V188L90 185L89 184V182H86V181H88L87 179H82V181H81V179H80V182H79V178L80 177H77ZM129 178H126L125 179V181L126 180H128ZM203 179V180H202ZM130 180V179H129ZM198 180H200V181H198ZM242 181V179L241 178H238L237 179V181ZM124 180H122V182H123ZM125 181H124V183H125ZM195 181H196V183H195ZM86 182V183H85ZM130 182H131V180H130ZM200 182V183H199ZM88 183V184H87ZM122 184V185H120V187L122 188L123 186H126V183H127V181H126V183L125 184ZM182 183V182H181ZM129 184V181H128V183H127V185ZM206 184V182L204 183V185ZM165 185H168V182L167 183H165ZM66 187V188H65ZM194 187V188H193ZM205 187V186H204ZM253 191H252V193L257 197V199L259 198L261 201L264 199V180L262 181V182H258L257 184H254L253 186ZM72 188V189H71ZM74 188V189H73ZM79 189H81V192H80V190ZM190 189L192 190V192L190 191ZM217 190H219L218 188H217ZM59 191H60V193H59ZM187 191H189V192H187ZM62 192V193H61ZM77 192H78V194H77ZM215 192V193H214ZM25 193V194H24ZM64 193V194H63ZM66 193V194H65ZM72 193V194H71ZM74 193V194H73ZM192 193H193V195H192ZM212 193V194H211ZM23 194V195H22ZM63 194V195H62ZM80 194V195H79ZM159 194V193H158ZM30 195V196H29ZM70 195V196H69ZM74 195V196H73ZM156 195V192L153 194V196H155ZM192 195V196H191ZM211 195V196H210ZM50 197V198H48V197ZM55 196V197H54ZM63 196V197H62ZM194 196H196L195 198H192V197H194ZM199 196V197H198ZM31 197V198H30ZM65 197H67L66 199H65ZM69 197V198H68ZM202 199H201V198ZM29 198V199H28ZM48 198V199H47ZM54 198H57V199H54ZM167 199H169L168 197H166ZM192 198V199H191ZM196 198H200V201L199 200H194V199H196ZM205 198H206V201H205ZM261 198H263V199H261ZM44 199L46 200H50L51 201V199H52V201L51 202H49L50 203V205H48L49 203L47 202V204H45V202H44ZM27 200H29V201H31V200H34V203H32V202H29V203H27ZM40 200H41V202H40ZM54 200V201H53ZM193 200V201H192ZM203 200V201H202ZM200 203L201 201H202V203H200V204H198V202ZM37 202H39V203H37ZM194 202V203H193ZM263 202V201H262ZM34 204V205H33ZM51 204H53V205H51ZM67 206H66V205ZM25 205V206H24ZM26 205H27V208H26ZM71 206V205H70ZM166 206H168V205H166ZM25 207V208H24ZM31 207V208H32ZM23 208V209H22ZM39 209V210H38ZM263 209V210H262ZM256 210V209H255ZM255 210L253 209V208H251V212H248V213H245L246 214V216H248L249 217V215H253V211L255 212ZM262 210V211H261ZM261 210H260V213H257V212H255L254 214H258L259 216H257V217H259L261 220H262V222H264V208H261ZM201 212V213H200ZM245 214H242V215H244L245 216ZM247 214H249V215H247ZM199 215V216H198ZM262 215H263V217H262ZM16 216V215H15ZM196 216V217H195ZM197 217H201V219L199 218H197ZM247 217V218H248ZM58 218H62V216H59ZM153 218H155V217H153ZM153 218H151L149 221H153ZM224 218H226V220L228 219H230V220H232L233 218L231 217H229V218H227V216H225ZM223 218V220H224V222L225 223H228V221H226L225 219ZM250 218V217H249ZM263 218V219H262ZM204 219V218H203ZM181 219H179V221H180ZM180 223V222H179ZM29 225L31 224V222H29L28 223ZM28 224H25V228H23L22 230H21V232H19V233H21V234H16L15 235V239H13L11 242H2V243H0V254H2L3 256H5L6 257V261H4L5 260V257H4V259L3 260H1L0 261V264L2 263V264H17L15 261H16V258H18V256H19V253H20V250H22L21 249V247L23 246V244L25 243V240L28 238V235L30 234V230H31V227H33V225L31 226H29ZM206 224V225H205ZM235 224L236 223H231V222H229V224H227L228 225V228L229 229H231L232 231H233V229L235 228ZM26 225H28V227L26 226ZM176 226V225H175ZM174 226V227H175ZM206 226V227H205ZM173 227V228H174ZM222 227H224V226H222ZM167 228L170 230L171 228H169V226H164V228H163V230L162 231H165L164 229H166L167 230ZM183 228V227H182ZM214 228V227H213ZM217 229H219V227H217ZM25 230V231H24ZM168 231V230H167ZM208 233H209V235H208ZM20 235V236H19ZM211 235V237H209ZM231 236L230 237H233L235 234H230ZM19 236V237H18ZM212 238V239H211ZM214 239V240H213ZM228 243V241H225L224 242V244H227ZM18 255V256H17ZM179 260H180V264H182V263H185V264H188V263H190L191 261H190V258H189V260H186L187 258H186V256L184 255V252H183V250L182 251H177V253H176V255H175ZM192 260V259H191ZM4 261V262H3ZM171 263L172 262H174V260L173 261H170Z\"/></svg>",
	"mask_w": 264,
	"mask_h": 264
}]
</instances>
